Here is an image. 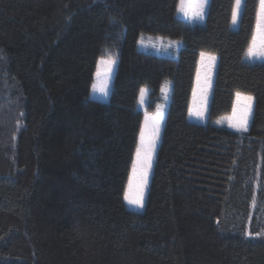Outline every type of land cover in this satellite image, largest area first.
<instances>
[{"label": "trees", "instance_id": "1", "mask_svg": "<svg viewBox=\"0 0 264 264\" xmlns=\"http://www.w3.org/2000/svg\"><path fill=\"white\" fill-rule=\"evenodd\" d=\"M180 0H0V264H200L183 211L218 222L220 264H264V63L247 60L259 0H210L205 22ZM178 40V56L141 50ZM181 45V46H180ZM219 57L206 124L189 119L201 53ZM116 53L108 101L91 96ZM171 100L146 207L124 199L144 114ZM254 98L246 128L215 125Z\"/></svg>", "mask_w": 264, "mask_h": 264}, {"label": "rangeland", "instance_id": "2", "mask_svg": "<svg viewBox=\"0 0 264 264\" xmlns=\"http://www.w3.org/2000/svg\"><path fill=\"white\" fill-rule=\"evenodd\" d=\"M209 2L210 0H207V3L204 4L203 0H180L178 6V12H177L178 16L186 20L187 22L193 24H203L205 22ZM202 5L203 7H201ZM243 5H244V0H241L240 12L239 15L237 16L236 22L233 23V19H232V29L234 30H237L239 28V22L243 11ZM182 8L183 11L181 10ZM200 11L203 12L202 19L194 15L195 13ZM236 11L237 9L235 2L234 12ZM253 38H255V48L257 50L264 48V15L260 13V7L258 10V19H257V24ZM178 43H179L178 40L171 38H165L162 36H155V35H143L139 41V46L141 50L144 51L154 52L158 55H168V56L177 57L178 51L176 49V46ZM252 46L253 45L251 43L250 47ZM203 57H208V61H212V60L213 61L212 62L207 61V63L205 61L206 67H203V64H201L199 70V78L206 77V79L204 78V80L199 83V87L195 90V95L189 112V119L193 122L206 124L209 118V104L211 101L212 90L215 82L216 70L219 64V57L216 54L207 53V52H204ZM210 57H215V59H210ZM101 60L115 61V64L112 65V71L110 73L111 80L107 82L108 95L105 96L103 93L99 92L98 90L94 92L93 88H91V96L93 98L106 102L108 101L111 94L113 77L116 66L118 64V55L116 53H113L110 55H103L98 59L95 76H94L95 78L93 82V84H98V87L100 84H103L105 82L106 80L105 73L108 68L107 64H103V65L100 64ZM247 60L251 63L254 62L264 63V58L249 57L248 55H247ZM98 70L101 72V76L99 80L96 76ZM171 92H172V83L171 81H167L161 90L160 101L158 102L155 110L151 111L149 110L150 88L144 87L141 90V94L138 102V110H140L144 114L141 131L150 130L152 124L158 120L159 133H158V137L155 140L152 150L151 167L150 169H148L147 186L143 198V207L130 204L125 199V195L129 191V181L132 179V175H133V165L136 163L137 160V155H136L137 149L141 146V139L139 134L138 143L135 150L127 186L125 189V195H124V199L127 207L134 211L143 212L146 207L150 182L165 127L167 109L171 100ZM242 95L245 97H251L253 100V103H251L250 101V108L248 110L247 124H246L247 127L249 123L250 115H252V111H253L254 98L251 95H247V94H242ZM242 103H247V102L242 101ZM235 109H237V103ZM197 112H199L200 114L197 115ZM237 120H238V113H234L233 111L231 115L221 117L214 122L215 125L217 126L227 127L228 125L231 126V124L232 125L236 124ZM182 214H183L184 222L186 223V228L191 242V247L198 259V262L200 264H220L222 260L221 251L223 246V240L216 232L218 228V222L215 219L208 218L199 214L191 207L184 210Z\"/></svg>", "mask_w": 264, "mask_h": 264}, {"label": "snow or ice", "instance_id": "3", "mask_svg": "<svg viewBox=\"0 0 264 264\" xmlns=\"http://www.w3.org/2000/svg\"><path fill=\"white\" fill-rule=\"evenodd\" d=\"M203 3L206 4L207 0H203ZM260 5V13L264 15V0H259ZM203 7V5L201 6ZM241 7V0H236V9L237 11L233 13V23L236 22L237 16L239 15ZM183 11V8L181 9ZM198 18H203V12H197L194 14ZM252 47H249L247 55L249 57H258V58H264V48H261L257 50L255 48V38H253L252 41ZM203 55V54H202ZM210 59H215V57H210ZM100 64H107L108 68L105 73L106 80L103 84H100L98 87V84H93L92 88L93 91H99L103 93L105 96L108 95V87L107 82L111 80V71H112V65L115 64V61H105L101 60ZM96 76L99 80L101 76V72L98 70L96 73ZM143 95V92H142ZM237 97V109H234V113H238V120L237 123L234 124V127L239 128H246L247 124V116H248V110L250 108V101L251 97H242L241 93H236ZM242 101H246L247 103H242ZM200 113L197 112V115ZM159 133V121H155L151 129L146 131L142 130L140 133V139H141V146L137 149V160L136 163L133 165V175L132 179L129 181V191L125 195V199L130 203L137 205L139 207H143V198L145 189L147 186V175H148V169L151 167V156H152V150L155 143L156 138L158 137Z\"/></svg>", "mask_w": 264, "mask_h": 264}, {"label": "crops", "instance_id": "4", "mask_svg": "<svg viewBox=\"0 0 264 264\" xmlns=\"http://www.w3.org/2000/svg\"><path fill=\"white\" fill-rule=\"evenodd\" d=\"M180 44V43H179ZM181 46V45H180ZM203 54V55H202ZM204 56V53H201L200 54V59H199V64H198V71H197V77H196V81H195V86H194V92H193V96H192V101H193V98H194V95H195V90L199 87V83L201 81L204 80V78L206 79V77L204 78H199V70H200V67H201V64H203V67H206V63L208 61V57H203ZM206 61V63H205ZM213 61V60H212ZM212 61H208V62H212ZM242 95V94H241ZM242 97H245L242 95ZM236 103H237V97H236V102H235V106H236ZM251 103H253V100L251 99ZM192 105V103H191ZM238 107V106H237ZM191 108V107H190ZM235 109V108H234ZM234 111V110H233ZM229 129H232V130H238L239 128L238 127H234L232 124L231 126H227Z\"/></svg>", "mask_w": 264, "mask_h": 264}]
</instances>
